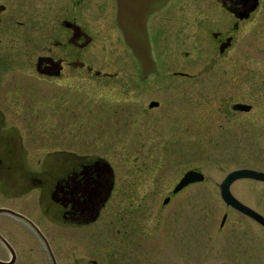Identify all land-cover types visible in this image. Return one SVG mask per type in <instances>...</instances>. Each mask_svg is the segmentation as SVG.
Masks as SVG:
<instances>
[{
    "label": "flooded vegetation",
    "instance_id": "flooded-vegetation-1",
    "mask_svg": "<svg viewBox=\"0 0 264 264\" xmlns=\"http://www.w3.org/2000/svg\"><path fill=\"white\" fill-rule=\"evenodd\" d=\"M139 22L155 62L146 73L125 41ZM152 76L164 80L162 98L139 101ZM45 128L51 144L40 153L34 149ZM89 129L101 139L89 143ZM152 131L264 134V0H165L155 8L152 0H0V192L36 200V212L65 230L64 240L46 238L1 205L24 218L0 212L22 221L0 222V264H60L64 256L69 264H105L106 255L113 264L148 263L152 240L164 239V210L188 189L197 225L205 176L173 192L180 178L169 182L147 174L144 161L142 169L137 159L99 152L104 133ZM60 134L72 139L57 144ZM226 175L213 183L219 196ZM263 189L256 208L231 191L262 222L224 203L210 242L224 244L232 264H264ZM184 202L172 208L173 227L184 224ZM235 211L258 226L256 234L248 223L229 224ZM25 230L47 259L34 243L33 259L24 254Z\"/></svg>",
    "mask_w": 264,
    "mask_h": 264
},
{
    "label": "rangeland",
    "instance_id": "rangeland-1",
    "mask_svg": "<svg viewBox=\"0 0 264 264\" xmlns=\"http://www.w3.org/2000/svg\"><path fill=\"white\" fill-rule=\"evenodd\" d=\"M150 80L152 81L151 85L147 86L148 91L145 92L144 95H138V97H140L139 101L148 100L149 98H162L164 94V80L161 76H152ZM46 119L47 118L44 120ZM141 119L138 113L137 126ZM119 122L123 124V116L120 117ZM157 123L160 124L158 126H164V118H160ZM105 129L107 130V128ZM93 131L95 130H88L90 135L92 134L95 136V141H93V137H89V143L97 142L101 139L96 137V135L92 133ZM138 131L139 130H137V132ZM39 135L40 141L36 144L37 149L34 150L42 153L44 150H39V148H49L51 142L46 128L41 129ZM57 137V144L67 142L66 138L72 139V136L64 134L57 135ZM103 137L104 139L101 140L99 144L100 149H102L101 151L99 150L101 154L103 153L107 156L108 153L112 151L114 152L113 157L117 159H137L138 162L136 164L142 169L143 166H141L142 163L140 162L144 161L145 165L148 166L146 169L149 170L147 174L160 177L165 176L169 182L181 178L188 170H201L205 176L206 182L197 186V190L199 189L200 191V204L197 214L200 217L197 223L198 226L192 225V208L188 205L190 201L186 199L188 198V191L192 189H188L187 192L174 199L175 203L173 202L174 204L171 208L164 210V239L162 238V242L159 244H157L155 240H152L151 248L149 249L150 261L145 263V260L142 258V264L233 263L227 260L226 255L229 254L226 252L224 244L219 242V244L216 243L215 246H211L210 241L215 238L214 230L219 224L221 213L226 205H228L224 200L222 201V198H220L221 195L219 196V194L212 192L213 187L215 191V185L213 183L216 180L219 182L226 173L235 169L250 168L258 171L264 170V134L171 135L164 134V131H152L147 134H115L113 136L104 133ZM91 138H93V140H90ZM130 142L135 144V146L129 147ZM253 179L254 178L236 179L237 182L232 184L231 191L241 201L256 208L257 192L263 189H261V187H264V184L257 181L258 179ZM157 195L152 196V198L154 201L158 200L156 204V208L158 209L159 200L161 198L159 199L156 197ZM184 199V224L173 227L171 218L173 216L172 214L177 210H172V208L176 207L180 201ZM35 204L36 200L33 201L32 198H8L0 192V206H8L17 209L30 221L35 223L45 234L46 238L50 239V237L58 235L61 237V240H64V227L52 225L51 221L45 218L42 212H36L34 209ZM231 217L233 221L230 222L228 220L229 224L236 225V223H248L249 230L254 234L257 233L258 226L251 221L244 220L237 211H235L234 215H231ZM0 222H5L10 225L22 224V221L6 215H0ZM152 222L153 225L159 224L160 226L162 224V219L160 220L154 217ZM44 224L46 228H44ZM29 234L30 232L28 230L24 231V238L26 240L24 254L32 256L33 259L34 247L31 246L34 243L36 248L35 253L41 255V260H44L43 256L47 259V253L43 249V245L39 250L37 247L41 243L38 239H34V237ZM61 243L64 245L63 242ZM64 257L60 259L61 263L69 264V260ZM29 264L35 263L30 262ZM105 264H113L112 258L108 255H106L105 258Z\"/></svg>",
    "mask_w": 264,
    "mask_h": 264
},
{
    "label": "water",
    "instance_id": "water-1",
    "mask_svg": "<svg viewBox=\"0 0 264 264\" xmlns=\"http://www.w3.org/2000/svg\"><path fill=\"white\" fill-rule=\"evenodd\" d=\"M163 1L165 0H152V8L159 6L161 3H163ZM125 41L137 56V59L141 64L143 72L146 73L154 71L155 62L151 54L150 42L144 23L139 22L135 30H126ZM152 105H154V103H150V106ZM203 178L204 175L199 170H188L183 174L178 183L175 185L173 192L179 191L191 182L202 181ZM239 178H254L258 180H264V172L250 168H240L230 171L219 184L221 198L225 201L226 204L231 205L232 207L236 208L244 214L251 216L257 221L262 222L263 218L260 214H258L255 210L239 201L231 193L230 184ZM0 212H8L18 217L24 218L20 214L6 208H0ZM41 237L46 242L42 234Z\"/></svg>",
    "mask_w": 264,
    "mask_h": 264
}]
</instances>
